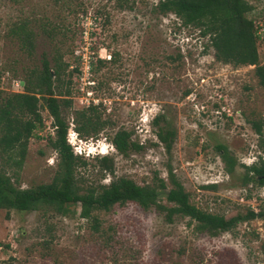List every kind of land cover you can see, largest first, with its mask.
I'll list each match as a JSON object with an SVG mask.
<instances>
[{
  "label": "rangeland",
  "instance_id": "obj_1",
  "mask_svg": "<svg viewBox=\"0 0 264 264\" xmlns=\"http://www.w3.org/2000/svg\"><path fill=\"white\" fill-rule=\"evenodd\" d=\"M116 1L69 0L60 7L54 0H0V91L21 92V68L39 67L44 57L52 64L59 47L69 65L64 80L71 81V105L60 106L68 132L74 130V113L92 98L101 120L108 122L97 137L78 141L85 165L75 168L76 185L107 186L127 178L152 187L162 179L166 189H157V199L170 206L165 196L172 188L171 171L190 204L204 213L225 219L257 213L264 207V186L252 173L243 183L245 167L264 159V136L251 128V122L264 121V87L254 67L217 62L208 36L183 26L173 14L159 13L160 0H123L131 9H118ZM245 1L253 7L248 17L262 27L257 47L264 64V0ZM25 17L61 22L64 32L57 44L33 25L35 49L27 57L6 36L7 26ZM80 76L88 79L82 83ZM39 112L43 127L29 139L22 168L14 174L0 157V171L23 189L50 183L57 169L58 156L48 145L55 134L53 118L45 107ZM156 116L161 118L154 124ZM159 128L174 132L169 152L156 136ZM121 131L141 148L124 155L115 150L111 138ZM91 144L103 154L92 149L88 155ZM218 145L236 160L231 174ZM102 156L112 160V173L100 172ZM91 217L80 216L79 203L64 214L50 207L0 210V264H264V218L210 235L188 217L175 215L168 222L164 212L133 202L93 211Z\"/></svg>",
  "mask_w": 264,
  "mask_h": 264
},
{
  "label": "trees",
  "instance_id": "obj_2",
  "mask_svg": "<svg viewBox=\"0 0 264 264\" xmlns=\"http://www.w3.org/2000/svg\"><path fill=\"white\" fill-rule=\"evenodd\" d=\"M58 6L69 3V0H54ZM118 9H131L126 1L117 0ZM161 14H173L183 26H193L200 29L201 36H208L210 47L214 50V59L224 65L253 66L254 76L258 84L264 87V64L259 63L258 41L259 30L255 21L248 17L253 7L245 0H160L156 6ZM264 23V21H263ZM51 41L59 34H63L61 22H50L46 17L39 19L25 17L7 26L6 36L18 43L20 50L27 57L33 54L37 33ZM64 54L59 47L54 48L51 58L52 64L46 57L42 58L40 66H24L23 92L3 93L0 91V157L7 167L14 168L16 174L24 163L29 139L34 136L36 129L43 127L40 107H45L53 118L54 137H49L48 145L57 154L58 163L56 172L50 183L40 184L33 188L14 186L12 178L0 171V210H15L31 212L42 207H50L58 214H64L71 205L80 204V216L84 219L92 218L93 211H108L111 207L123 206L128 202L136 203L147 210L155 207L165 213V219L170 222L172 217L180 215L188 217L197 223L198 231L216 235L219 232L229 231L238 223L264 218V207L257 213L248 210L244 215H236L225 219L222 216L204 213L190 204L189 195L182 185L169 171V180L172 184L165 196L170 206L159 203L157 189L164 190L166 185L158 179L155 186H139L127 178H117L107 186L90 184L86 187L76 185L75 168L84 166L82 156L75 155L72 146L67 141L68 124L61 117L60 106L69 107L71 100L70 78L64 80L69 65L63 60ZM104 61L97 60V65ZM75 68L72 72H77ZM70 77V73H67ZM65 88V90H63ZM42 101L43 105H40ZM161 116H156L153 123H157ZM74 131L79 138L97 137L103 126L108 122L102 121L97 113V107L90 105L86 109L76 111L72 119ZM251 128L259 137L264 136V121L251 122ZM166 151L172 147L174 132L159 128L156 134ZM264 141V139H261ZM262 142V141H261ZM111 143L120 154H126L130 149H140L141 146L130 141L129 133L117 132L111 138ZM264 143V142H263ZM261 150L264 155V144ZM225 172L231 174L236 160L230 156L227 148L218 145ZM99 157V156H97ZM259 166L251 165L246 168L243 183L252 178L249 173L257 177L258 185L264 186V159ZM100 172H113L112 160L106 156L99 159ZM92 229L98 230L94 219Z\"/></svg>",
  "mask_w": 264,
  "mask_h": 264
},
{
  "label": "built area",
  "instance_id": "obj_3",
  "mask_svg": "<svg viewBox=\"0 0 264 264\" xmlns=\"http://www.w3.org/2000/svg\"><path fill=\"white\" fill-rule=\"evenodd\" d=\"M261 30V29H260ZM263 30V29H262ZM86 68V74H87V76H88V74L90 75V63L85 67ZM87 76H82V78H81V76H80V78H79V80L83 83L84 82V80H86V79H88V77ZM2 80V79H1ZM17 83H20L21 84V89H22V91L21 92H23V86H24V82H23V80H21V81H17ZM16 86H18V84H16ZM91 94H92V92H91ZM94 103V98H92L91 99V101H89L86 105H85V107H88V106H90V105H92L93 103ZM67 141H68V143L72 146V150H73V152H74V154L75 155H82L81 153L83 152V148L81 147V146H79L78 145V141H80V138H79V136H78V134L74 131V130H70V132H68V135H67ZM70 141H73V143H71ZM77 141V142H76ZM92 149H94L95 151H97L96 153L98 154V153H100L99 152V150H100V148L98 149V148H95V146L94 145H90V146H87V150H88V153L92 150ZM91 154H93V153H89L88 155H91Z\"/></svg>",
  "mask_w": 264,
  "mask_h": 264
},
{
  "label": "bare ground",
  "instance_id": "obj_4",
  "mask_svg": "<svg viewBox=\"0 0 264 264\" xmlns=\"http://www.w3.org/2000/svg\"><path fill=\"white\" fill-rule=\"evenodd\" d=\"M101 154H103L102 152H100Z\"/></svg>",
  "mask_w": 264,
  "mask_h": 264
},
{
  "label": "clouds",
  "instance_id": "obj_5",
  "mask_svg": "<svg viewBox=\"0 0 264 264\" xmlns=\"http://www.w3.org/2000/svg\"><path fill=\"white\" fill-rule=\"evenodd\" d=\"M101 154V153H98V155Z\"/></svg>",
  "mask_w": 264,
  "mask_h": 264
}]
</instances>
